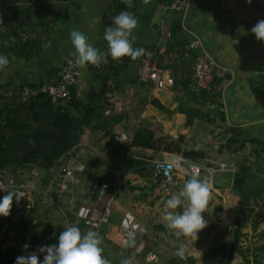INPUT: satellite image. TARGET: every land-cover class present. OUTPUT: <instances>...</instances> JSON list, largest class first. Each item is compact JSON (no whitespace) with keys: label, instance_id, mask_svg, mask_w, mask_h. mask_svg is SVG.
<instances>
[{"label":"crops","instance_id":"obj_1","mask_svg":"<svg viewBox=\"0 0 264 264\" xmlns=\"http://www.w3.org/2000/svg\"><path fill=\"white\" fill-rule=\"evenodd\" d=\"M168 4V0H131V6L124 0H0V15L10 20L9 28L0 27V53L9 58V65L0 70V125L13 123L1 134L13 158L11 170L24 174V190H17L20 200L28 201L24 193L28 184H56V171L70 158L83 169L74 172L68 189L59 193L48 186L43 191L67 227L82 224L83 217L99 211L98 232L118 234L119 241V232H135L131 248L143 249L146 261L153 255V262L160 263L175 256L160 239L164 233L174 234L163 219L165 201L178 195L191 175L182 168L164 193L154 181L153 162L181 153L154 151L140 143L146 138H182L183 149L203 155L197 161L186 159L214 169L198 176L209 185L202 213L207 226L197 237L190 236L193 251H184L197 263L205 261L203 249L224 218L247 210L240 203L242 190L264 187V42L250 31L264 19V0H188L183 13L170 10ZM121 11L138 18L132 46L143 49L139 57L124 56L117 62L106 56L107 62L99 66H78L73 98L66 105H53L44 96L26 104L17 101L21 87L54 81L65 58L75 61L72 29L84 32L104 53V30L113 26V17ZM161 28L170 30V36ZM195 39L200 46L190 49ZM202 52L231 71L228 81H217L210 94H194L187 88L192 63ZM148 55L169 71L172 83L157 88L138 80L137 66ZM120 132L127 142L114 138ZM94 180L107 184L102 199L91 186ZM44 200L35 198L36 205ZM186 206L184 201L176 211ZM37 215L53 231L54 223ZM220 217L222 223L216 220ZM62 221L57 228H66ZM80 230L84 234L88 229ZM217 258L218 254L208 261Z\"/></svg>","mask_w":264,"mask_h":264},{"label":"clouds","instance_id":"obj_2","mask_svg":"<svg viewBox=\"0 0 264 264\" xmlns=\"http://www.w3.org/2000/svg\"><path fill=\"white\" fill-rule=\"evenodd\" d=\"M131 6V0H124ZM251 3V0H248ZM138 18L129 11H121L113 17V26L105 28L103 39L108 45V55L113 59L128 56L135 60L143 53L142 48H134L133 31L137 27ZM257 40L264 42V19L259 20L251 29ZM242 34L244 30L241 29ZM69 39L74 48L75 63L81 67L89 64L99 65L107 62L105 53L89 43V38L79 29H72ZM9 65L6 54L0 53V70ZM209 185L193 173L185 180L178 195L171 196L165 201L163 219L166 227L174 230L177 237L195 236L207 226V220L202 215L208 201ZM19 201L20 193L10 190L0 197V216H8L13 199ZM187 202L182 211L176 210ZM29 244L23 245L24 250L29 249ZM102 238L94 231L82 234L77 226H68L59 232L57 242L51 245H40L35 251L27 255L17 256L15 264H111L103 255ZM42 254V259L40 258ZM184 248L180 247L176 255L183 258ZM120 264H129L127 259H122Z\"/></svg>","mask_w":264,"mask_h":264},{"label":"built area","instance_id":"obj_3","mask_svg":"<svg viewBox=\"0 0 264 264\" xmlns=\"http://www.w3.org/2000/svg\"><path fill=\"white\" fill-rule=\"evenodd\" d=\"M168 7L176 13H183L188 5V0H168ZM161 32L170 36V30L161 28ZM200 46L197 39L189 44L190 49ZM105 56L108 55V45L105 41ZM124 57V56H123ZM123 57L114 59L120 62ZM113 59V58H112ZM78 66L72 58H65L58 77L51 82L42 83L36 87H21L16 97L17 101L23 104L30 102L33 98L42 95L46 97L53 105L68 104L73 98V87L77 83ZM99 66V65H96ZM231 71L218 65L211 55L202 52L196 57L191 66L190 79L187 88L194 94H210L217 89V81H228ZM137 77L141 83H152L157 88H162L166 84L172 83V77L168 70L158 65L157 60L152 55L143 57L137 66ZM115 139L127 142L125 133L120 132L114 135ZM183 171L187 175L196 173L198 176L205 170L208 174H212L214 169L211 167H201L198 164L186 159L183 155H176L171 160H154L153 162V178L154 181L164 192L174 183V177L178 171ZM81 164H74L70 158L66 159L55 173L57 180L58 192L62 193L68 189V183L72 179L75 171H81ZM92 188L97 191V199H102L106 193L107 184L94 180L91 184ZM11 187H15L13 177L4 179V174L0 172V190L5 191ZM33 183L30 185L32 189ZM83 225L91 230L97 231L102 224V215L99 211H92L89 216L82 219ZM153 255H147V261L152 260Z\"/></svg>","mask_w":264,"mask_h":264},{"label":"rangeland","instance_id":"obj_4","mask_svg":"<svg viewBox=\"0 0 264 264\" xmlns=\"http://www.w3.org/2000/svg\"><path fill=\"white\" fill-rule=\"evenodd\" d=\"M7 177H5L4 179H7L9 176L13 177L14 179V183H15V190L17 191L20 187L23 188L25 187V183H24V174L23 172L20 171H16L15 170H7V172L5 173ZM30 185L28 184L27 188L25 189L24 193L27 194L26 198L28 199L27 202H23L22 200L17 201L16 199L14 200V204H13V214L10 217V222L6 223L3 225L2 229L0 230V241L2 244V247L4 246H8V245H20L21 246V250L19 252V255H27L28 250H24L23 249V245L26 243V241L28 240L29 236L34 232L31 229L29 231H27L26 236L23 240H19L17 239L14 235H13V230L9 227L10 223L15 221L16 218L21 214L22 212V207L25 208H30L32 207V205H36L35 202V198L41 197L44 198L45 202L41 203L43 204V206L41 207L40 203L39 206L36 205L37 209H36V214L37 213H41L42 215H45V217L49 220H51L54 223V229L53 231H50V235L45 239L50 238L53 234L58 235L59 232L61 231L59 228H57V223L61 220L62 224L64 227H67V223H64V219L63 217L59 215V211L56 210V205L53 202V200L50 198V200L48 201V196H45V193L43 192L45 190L46 187H50L51 190H58L57 188V183L56 184H51V185H46L43 187V185L40 183H33V187L32 189H30ZM19 191V190H18ZM17 191V192H18ZM3 192V191H2ZM166 193V192H164ZM24 195V194H23ZM46 197H48L46 199ZM34 199V201H33ZM40 199V198H39ZM62 203H60L59 207L61 208ZM62 209V208H61ZM254 211H257V209H255ZM253 213H248V211L246 210L245 212L239 213L238 215H229L228 217H225L224 220H226V222L222 225H218L219 227H221V229L219 230V232L216 234V236L214 237V239L212 238V240L210 239L209 241H207V245L204 247V252L205 251H209L212 247H214L217 244H229L230 240H231V231L232 228L234 227V225L236 224L235 219H238L240 221V223H242L243 227H242V232L244 233V236H242L240 238L239 241V245L245 250L247 256L249 258H251V256L256 253L258 256L263 257L262 259V263H264V249L263 250H255L257 247L264 245V235L260 236L259 232L264 230V221L261 222L256 230H252L251 229V220L253 218ZM222 217H220L219 219H216L218 221H220V223H222L220 220ZM43 223H45V220H42ZM41 231H43V227L40 228ZM88 229V228H86ZM89 231V229L87 230ZM86 231V232H87ZM91 231V230H90ZM94 231V230H92ZM174 231V230H173ZM85 232V233H86ZM95 232V231H94ZM52 233V235H51ZM101 238H102V248H103V253L105 255V257L111 261V264H113L114 262L120 264L122 259H127L129 264H160V262H153L152 260H148L150 262H147L144 259V256L146 254V252L142 253L143 249H135V248H131V243L132 241H134V238L136 236V233H132L130 231H121L120 236L122 237L121 241L118 240V234L117 237H115L114 235L111 237L110 233L107 234L106 236H101L102 232H96ZM116 234V233H114ZM133 234V236H132ZM104 237V238H103ZM137 238V237H136ZM135 238V239H136ZM160 239L162 240V242H164V244L167 246L170 255H176V251L178 248L183 247L184 251L186 252H190V250L193 249V246L190 244L192 242L191 237L190 236H181V237H177L175 234H168V233H164L162 236H160ZM38 245L35 247V249L33 251H35L37 249ZM193 251V250H192ZM141 252V253H140ZM40 257L42 259V254H40ZM217 259H215L212 262L209 261H202V260H198V262L194 263V264H239L242 260L241 256L238 254L237 251H233L231 257L229 259H226L224 257L221 256V254H218ZM195 260V259H194Z\"/></svg>","mask_w":264,"mask_h":264},{"label":"trees","instance_id":"obj_5","mask_svg":"<svg viewBox=\"0 0 264 264\" xmlns=\"http://www.w3.org/2000/svg\"><path fill=\"white\" fill-rule=\"evenodd\" d=\"M8 11L11 9H7ZM10 27V20L9 16L1 13L0 15V27ZM18 44H20L18 42ZM42 96V95H39ZM37 96V97H39ZM35 97V98H37ZM43 97V96H42ZM33 98V99H35ZM32 99V100H33ZM190 119L187 118V122ZM13 123L6 122L0 125V172L5 174L7 170H11L13 166V158L11 156V152L7 147V142L4 135L1 134L2 128L6 126H11ZM142 146L152 149L154 151H164L168 153H181L184 157L197 161L203 158V155L199 151L194 150H185L182 148V138L178 137L177 139H171L169 137H160L156 140L151 138L144 139L141 143ZM15 190V187H11L8 190L1 191L0 190V197L7 194L8 191ZM263 198V199H262ZM13 203L10 209V213L8 216H0V230L2 229L3 225L10 222V217L12 216L13 212ZM240 203L246 206L248 213H253V218L251 220V229L256 230L258 225L264 221V187L262 188H252L247 190H242L240 193ZM36 205H32L30 208L22 207L21 214L16 218L15 221L11 222L9 227L13 230V235L19 239L23 240L25 234L27 233L28 229L33 226H37V229L29 236L27 240V244H29V251L34 250V248L38 245H51L57 242V236L53 234L50 238L45 239L46 236L50 233V225L43 223L38 215L36 214ZM257 209V211H254ZM236 224L232 228L231 231V240L229 244H217L212 247L208 252L205 253V261H208L216 254H221L222 257L229 259L233 253V251H237L238 254L241 256L242 260L239 264H264L262 263L263 257L258 256L254 253L251 258H249L245 252V250L239 245L240 238L244 236L242 232V223L238 219H235ZM41 227H43V231H41ZM77 227L79 229H83L86 227L82 224H78ZM64 228L61 227L60 230L62 231ZM259 235H264V230L259 232ZM103 236V233L101 234ZM264 245L257 247L255 250H263ZM21 250L20 245H8L2 247L0 241V264H15V259L19 255ZM104 252V251H103ZM102 255L105 257L104 253ZM41 258V257H40ZM106 258V257H105ZM195 260L192 256H188L185 252L184 257L181 258L177 255L167 258L165 262L160 264H194ZM113 264H118L114 262Z\"/></svg>","mask_w":264,"mask_h":264}]
</instances>
